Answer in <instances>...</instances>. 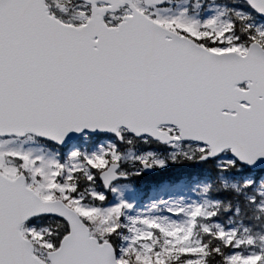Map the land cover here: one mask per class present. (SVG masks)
Segmentation results:
<instances>
[{
	"label": "snow or ice",
	"instance_id": "obj_1",
	"mask_svg": "<svg viewBox=\"0 0 264 264\" xmlns=\"http://www.w3.org/2000/svg\"><path fill=\"white\" fill-rule=\"evenodd\" d=\"M0 264H264V0H0Z\"/></svg>",
	"mask_w": 264,
	"mask_h": 264
}]
</instances>
